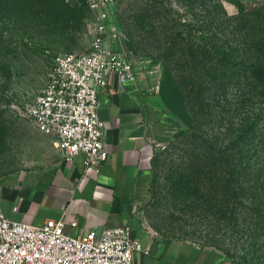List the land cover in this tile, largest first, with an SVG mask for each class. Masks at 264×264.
<instances>
[{"label":"rangeland","instance_id":"374dc122","mask_svg":"<svg viewBox=\"0 0 264 264\" xmlns=\"http://www.w3.org/2000/svg\"><path fill=\"white\" fill-rule=\"evenodd\" d=\"M171 1L173 9H179ZM237 1L248 10H260L264 21L262 2ZM143 2L117 0L109 11L111 27L117 41L133 40L138 54H132V60L145 95L174 114L167 97L174 105L177 97L172 87L163 85L160 51L147 44V33L135 26ZM223 4L230 15L237 14L236 4ZM179 13L187 14L183 9ZM94 27V15L83 0H0V176L55 159L58 149L34 126L28 107L46 84L56 57L90 52ZM191 138L175 131L151 156L150 197L144 207L149 224L164 235L217 248L237 264H264V250L253 244L238 210L209 202L214 195L207 189V172L193 160ZM217 198L224 206L222 195Z\"/></svg>","mask_w":264,"mask_h":264},{"label":"trees","instance_id":"16d2710c","mask_svg":"<svg viewBox=\"0 0 264 264\" xmlns=\"http://www.w3.org/2000/svg\"><path fill=\"white\" fill-rule=\"evenodd\" d=\"M174 1L179 9L171 0H144L135 26L160 51L163 85L177 97L175 105L167 97L169 119L174 132L193 139V160L214 195L209 202L238 210L264 250V21L237 0ZM224 1L236 4L237 14ZM122 42L131 59L138 54L132 39Z\"/></svg>","mask_w":264,"mask_h":264},{"label":"crops","instance_id":"0c3cea01","mask_svg":"<svg viewBox=\"0 0 264 264\" xmlns=\"http://www.w3.org/2000/svg\"><path fill=\"white\" fill-rule=\"evenodd\" d=\"M112 47L127 52L117 39ZM99 102L106 162L87 170L83 154L67 160L58 149L49 164L6 173L0 176V211L11 221L40 226L66 210L64 232L71 237L129 228L143 248L134 264H237L217 248L164 235L148 222L151 156L174 133V116L145 95L140 79L122 83L112 75Z\"/></svg>","mask_w":264,"mask_h":264},{"label":"built area","instance_id":"2783aa9c","mask_svg":"<svg viewBox=\"0 0 264 264\" xmlns=\"http://www.w3.org/2000/svg\"><path fill=\"white\" fill-rule=\"evenodd\" d=\"M83 1L94 15L91 50L56 57L46 84L28 107V116L40 132L52 138L65 159L83 154L90 170L108 158L99 91L107 88L112 75L122 83L136 82L139 75L129 54L112 47L116 35L109 11L117 0ZM67 215L65 210L61 219L38 226L11 221L0 211V264H134V255L143 251L129 228L109 229L100 235L91 230L71 237L64 232Z\"/></svg>","mask_w":264,"mask_h":264}]
</instances>
